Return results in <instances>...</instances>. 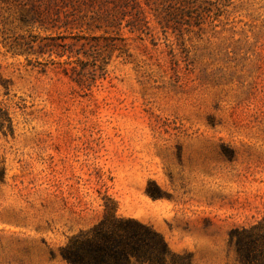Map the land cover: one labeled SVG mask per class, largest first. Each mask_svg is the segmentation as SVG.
<instances>
[{
    "label": "rangeland",
    "instance_id": "obj_1",
    "mask_svg": "<svg viewBox=\"0 0 264 264\" xmlns=\"http://www.w3.org/2000/svg\"><path fill=\"white\" fill-rule=\"evenodd\" d=\"M45 1L0 0V264H67L105 206L185 264H241L231 230L264 221V0H118L108 33L40 25Z\"/></svg>",
    "mask_w": 264,
    "mask_h": 264
},
{
    "label": "trees",
    "instance_id": "obj_2",
    "mask_svg": "<svg viewBox=\"0 0 264 264\" xmlns=\"http://www.w3.org/2000/svg\"><path fill=\"white\" fill-rule=\"evenodd\" d=\"M112 1V6L104 7ZM57 2L63 4L65 0H46L42 9L38 4L36 9L31 6L27 12L35 13L33 21H38L40 25L46 24L47 18L59 21L61 11L64 20L58 27L82 24L97 28L104 26V32L108 33V28L119 24L118 0H69L70 10L56 8L50 12L48 8L51 5H67ZM81 5L86 6L84 11ZM229 241L233 242L241 264H254L258 259L262 260L260 264H264V250L260 247L264 241V221L232 229ZM59 252L67 264H185L180 260L181 255L174 253L151 225L133 217L116 215L106 206L101 219L71 235L59 247Z\"/></svg>",
    "mask_w": 264,
    "mask_h": 264
}]
</instances>
